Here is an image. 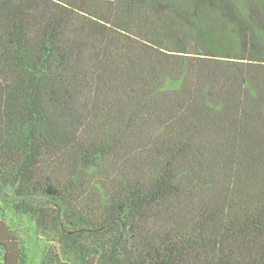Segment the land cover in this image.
<instances>
[{"label": "trees", "instance_id": "1", "mask_svg": "<svg viewBox=\"0 0 264 264\" xmlns=\"http://www.w3.org/2000/svg\"><path fill=\"white\" fill-rule=\"evenodd\" d=\"M264 264V0H0V264Z\"/></svg>", "mask_w": 264, "mask_h": 264}, {"label": "rangeland", "instance_id": "2", "mask_svg": "<svg viewBox=\"0 0 264 264\" xmlns=\"http://www.w3.org/2000/svg\"><path fill=\"white\" fill-rule=\"evenodd\" d=\"M4 211L8 220H10L11 229L18 233L22 244L29 248L30 257L28 264H37L44 248V242L35 239V234L33 233V230L29 228L27 219H21L17 216H13L9 210Z\"/></svg>", "mask_w": 264, "mask_h": 264}]
</instances>
